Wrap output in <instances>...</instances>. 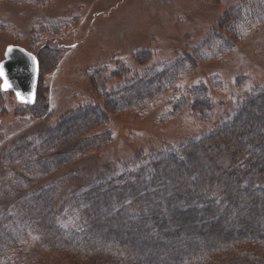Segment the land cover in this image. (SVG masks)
Returning a JSON list of instances; mask_svg holds the SVG:
<instances>
[{
    "label": "rangeland",
    "instance_id": "obj_1",
    "mask_svg": "<svg viewBox=\"0 0 264 264\" xmlns=\"http://www.w3.org/2000/svg\"><path fill=\"white\" fill-rule=\"evenodd\" d=\"M247 4L249 0H0V64L9 46L34 54L39 64L33 106L19 103L12 92L2 91L0 77V228L4 217L14 211L13 204L22 201L24 205L25 201H31L29 195L46 188L37 203H30L38 213L32 215L33 232L25 235L20 227L12 230L6 224L3 226L0 264H72L69 254L57 251L60 244L56 224L45 216L51 215L49 209L56 198L59 203V199H69L76 191L77 180H65L66 175L80 172L78 175L88 182L105 175V171H115L118 162L128 163V158L141 150L145 154L176 152L186 142L208 134L227 121L237 104L252 91L264 88V23L236 30L229 28L231 31L221 26L228 14ZM258 10L257 6L248 5L237 18L245 13L247 18L249 14L259 13ZM230 26L236 25L231 22ZM213 33L217 36L211 37ZM163 72L167 76L163 80L166 85H156L159 91L151 99L122 112H112L106 105L111 121L104 120L103 107L108 99L134 81ZM196 85H205L207 89L214 105L209 113L193 110L191 100L185 98ZM260 109L257 113L264 115V109ZM95 114L104 127L93 120ZM246 121L247 126L253 123ZM48 133L51 136L47 138ZM228 141L241 142L236 136L228 137ZM20 148L23 153L18 156L16 151ZM74 151L76 155L72 156ZM180 151L181 155L193 156L195 161L185 169L170 164L161 166L156 174L166 177L155 188L148 178L136 186V195L145 207L138 215L147 223L129 227L127 220L115 218L95 240H105L110 229H118L127 230L128 237L130 231L135 234L141 230V241L146 236L151 241L156 238L151 223L158 211L166 222L161 230L163 234L180 224V219L178 223L174 220V213L187 208L192 203L190 199L198 196L206 204L207 188H202L203 194L198 195L193 190L194 196L187 191L189 175L197 169L202 170L200 178L215 176L223 180L225 170L231 165L229 154H216L210 160V151L200 144ZM50 154L64 165L50 171L44 167L48 173L45 177L27 173L31 165L32 171H39L38 164H45L44 158ZM28 162L34 163L28 168ZM16 173L24 175L31 186L21 184L17 189L13 181ZM200 178L190 188L196 189L203 180ZM233 181L231 185L235 189ZM242 189L235 196L238 202L246 199ZM177 193L183 198L172 200ZM218 193L217 197H222L223 191ZM259 198L264 203L263 196ZM115 202L102 200L89 217L103 214ZM214 205L213 218L198 211L195 215L200 220L190 221L187 229L191 231L194 226L202 225L203 231H210V224L214 225L222 210L220 205ZM245 205L248 209L252 206L250 201ZM258 217L257 220L244 214L245 224L241 228L260 233L264 229V216ZM230 230H235L234 221L225 216L215 231L226 236L233 234ZM183 239L175 236L163 239L161 248L150 244L135 248L142 259L170 264L178 256L171 249L173 245L181 242V247L187 248ZM215 240L197 239L196 247L201 250ZM229 245L210 254L207 264H264V243L244 241ZM53 246L56 248L50 249Z\"/></svg>",
    "mask_w": 264,
    "mask_h": 264
},
{
    "label": "trees",
    "instance_id": "obj_2",
    "mask_svg": "<svg viewBox=\"0 0 264 264\" xmlns=\"http://www.w3.org/2000/svg\"><path fill=\"white\" fill-rule=\"evenodd\" d=\"M249 1L250 4H247L246 7L237 8L234 12L228 14L223 19L221 26L231 31L230 29L236 30L250 24H263L264 0ZM248 5L251 7L257 6L259 13H255L253 15L248 13L250 16L247 18L245 13L244 16L237 18L238 13H241L243 10L245 11ZM235 14L236 16H233ZM231 22H233L236 26L231 28ZM215 34L216 33L211 34V37H216L217 35ZM219 37L220 36H218V38ZM227 42L230 44V40H227ZM155 74L156 75H154L155 77L153 78L145 76L144 78L146 80L134 81L131 86L123 87L121 92L118 91V93L108 99V101L106 99L107 102L104 104V114L102 115L104 116V120H107L108 123L111 121L108 113L109 110H107L106 105L111 107L112 112H119L121 110L124 111L126 108L137 107L148 99H151L154 93L159 91V89H157L158 84L162 87L166 85L163 81L167 77L165 76L166 73L163 72L161 74ZM187 95L185 98L186 100H191L190 106L195 111L200 113H209L214 106L208 96L205 85H196L188 90ZM237 105L238 106L232 112V115L228 117L229 119L227 121L221 122L212 131L208 132V134L205 133L186 142L180 149L178 148L179 150L177 149L178 151L176 152L171 151L166 154L162 151L160 153L149 152L145 154L146 152L141 150L137 154L130 156V158H128V163L118 162V169L115 171L114 169L105 171V175L102 176V174H100V177L94 178L88 182L85 180V177H80L81 175H78L80 172H75L77 174L74 176L72 175L67 177L66 175L65 180H69V178L70 182L71 180H77L78 185L76 187V191L70 194L69 199H59L58 203V198H56L53 208L49 209L51 215L45 214V216L47 215L49 218H52L56 224V235L58 237L57 242L60 244V247L56 248L53 246L52 248L50 247V249L53 250L56 248L57 251L62 254H69L72 257L70 260L72 264H133V262H136V264H158L152 260H145L138 257L135 247H149L150 244L151 246L161 248L164 246V242L162 241L163 239H170L175 236V238L184 237V246L187 248H182V244H180L181 242L173 245L171 249L175 252V254H178V256H175L173 262H170V264H207V259L210 257V254L216 251H221L222 249H227L231 246L229 245L231 242H235L237 244L244 241L250 243H264V229L258 233V230L250 231L248 229L241 228V226L245 224V219H243L244 214L247 216L252 215L253 219L257 220L259 219L258 216H264V203L259 198V196H263L264 198V115H262V113H260V115L257 113L258 109H264V88L252 91L251 94H249L240 104ZM93 120L97 121L101 127H104L102 126L100 117L96 114L93 115ZM246 120L253 121L251 126H247L248 124H245V122H247ZM104 123L107 124L106 121H104ZM135 131L136 130H134V132ZM56 133H58V131L55 132V134ZM226 135L229 138L236 136L241 141L240 144H233L228 141V137H226ZM50 136L51 134L49 133L46 135L47 138ZM195 144H200L203 149L210 151V160L216 158L214 157L216 154L220 155L222 153L229 154V158L231 159L230 168L225 170L223 180H220L215 176L210 178H200L202 170L199 171L195 169L193 173H190L189 176H191V179H188L189 187H187V191L191 194V196H194V191H196V194L202 193L200 190L202 188H207L208 194L205 195L207 198V201L205 200L206 204L203 203L204 199H199L198 196L196 199H190L192 203L189 206L187 205V208L185 207L184 209L178 210L174 213V220L178 223V219H180V224L175 226V229L172 232H166L163 234H161V230L165 226L166 222L165 219L162 220V215L160 211H158V215L155 216L152 221L153 224L151 223V229L154 233H156V238L151 241L148 240V236L143 233V238H145V236L146 238L144 242H142L140 237L141 230H138V233L137 229L135 230L137 231L135 234L130 231L129 237L127 230L110 229L105 240H95V236H97L102 229L112 224L115 218L118 220H127L129 227H134L136 224L138 226L139 224L145 222L147 223L143 216L138 215L145 207H143L144 202L140 200L138 195H136V186L144 183L143 181L148 178L151 181L153 188H155L157 183L160 182L159 180L166 177L164 174H156L157 170L161 166H167L170 164L178 169H185V166H190L195 161V158L191 155H181L182 151L180 150L193 149ZM170 150H172V148L168 151ZM16 152L18 156H20L23 153V150L20 148ZM50 155H52V157ZM50 155L44 158V162H50L49 164H38L37 168H39V171H32V165L30 166V164H33L34 162L27 163L28 168L30 166V170L28 172L26 170L23 171L28 174L42 175V177H45L48 175L46 172L47 170H55L64 165V163L61 165V161H59L55 156L53 157V154ZM75 155L76 152L74 151L72 156ZM24 159L25 158L21 161ZM191 161L192 163L189 165L188 163ZM141 162H144V164ZM123 165H125V167H123ZM44 167H46V171L43 169ZM120 167L123 168L120 170L121 172L118 173ZM175 173H178L177 169ZM196 177L198 179H203L200 180L201 184H198L196 189L190 188L193 182L195 184L197 183L198 179ZM13 181L14 186H18L17 189L21 187V184L31 186V184L28 183L27 178L24 175L19 176L18 173H16V178H14ZM232 181L235 184V189L231 185ZM224 184L225 186H223V188L225 187L226 190L225 188L220 189V187ZM241 187H243L242 195H245L246 199L241 198L238 202L235 196ZM218 190L223 191L222 197H217L219 194ZM45 191L46 188L41 190L38 194L29 195V198L32 197L31 201H25L24 205H21L22 201H18L17 203L19 204H13L15 209L10 214L8 213L7 217H4L0 231L6 224L12 230L19 227L22 228L25 230V235L28 234V231H30V233L33 232L34 228L31 224L33 223L32 215H38V213L35 212L33 205L31 204L37 203L42 194L45 195ZM16 192L17 190L15 191V194ZM53 192L56 193V191ZM171 192H173V190H171ZM174 195L175 196L172 200L178 201L180 198H183V195L180 193ZM8 197L10 198V196ZM102 200L106 203L109 201L112 202V200H115L116 202L113 204V207L109 206L107 210L105 208L103 210V214L98 213L96 217H89V214L93 212L92 210H96L100 206ZM244 201L251 202L252 206L250 209L247 208ZM214 204L220 205L222 210H219L220 214L217 217V221L215 220L213 222L214 225L210 224V231H203L202 225V227L199 225L194 226L191 228V231L187 229L190 221L200 220V217H196L195 215L198 211H201L205 216H209L210 219L211 217L213 218V209H215ZM137 208L139 209L136 210ZM41 214H44V212ZM225 216L233 219L235 230H230L233 234L227 233L226 236H223L220 235L219 231L215 230ZM188 231H190L191 234ZM205 233L206 235H204ZM1 236L0 239H3ZM234 237L236 238L233 239ZM205 238L207 240H209V238H216V240L214 243L208 242L201 250H199L196 247L197 239L204 240ZM217 239H219V241H217ZM220 239L223 241H220ZM7 240H9V238H7Z\"/></svg>",
    "mask_w": 264,
    "mask_h": 264
},
{
    "label": "water",
    "instance_id": "obj_3",
    "mask_svg": "<svg viewBox=\"0 0 264 264\" xmlns=\"http://www.w3.org/2000/svg\"><path fill=\"white\" fill-rule=\"evenodd\" d=\"M0 70L4 73L0 76L2 91L12 92L19 103L33 106L36 102L39 78L37 57L20 47L9 46L5 60L0 64ZM5 78L10 85L7 90H5Z\"/></svg>",
    "mask_w": 264,
    "mask_h": 264
},
{
    "label": "snow or ice",
    "instance_id": "obj_4",
    "mask_svg": "<svg viewBox=\"0 0 264 264\" xmlns=\"http://www.w3.org/2000/svg\"><path fill=\"white\" fill-rule=\"evenodd\" d=\"M9 51H11V49H9ZM4 75L3 71L0 70V76ZM10 87V85H8L7 83V79L5 78V90H7V88Z\"/></svg>",
    "mask_w": 264,
    "mask_h": 264
}]
</instances>
